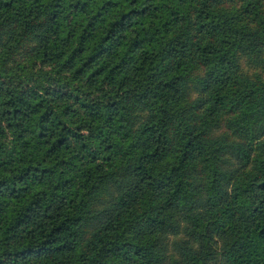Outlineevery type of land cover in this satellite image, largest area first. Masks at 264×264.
<instances>
[{
    "label": "trees",
    "instance_id": "1",
    "mask_svg": "<svg viewBox=\"0 0 264 264\" xmlns=\"http://www.w3.org/2000/svg\"><path fill=\"white\" fill-rule=\"evenodd\" d=\"M0 264H264V0H0Z\"/></svg>",
    "mask_w": 264,
    "mask_h": 264
},
{
    "label": "rangeland",
    "instance_id": "2",
    "mask_svg": "<svg viewBox=\"0 0 264 264\" xmlns=\"http://www.w3.org/2000/svg\"><path fill=\"white\" fill-rule=\"evenodd\" d=\"M25 52L22 50L21 53L19 54V57L15 58L14 60L10 61L12 62H18L21 59H23ZM239 70L242 74L248 75L250 77L255 76L256 74L261 73V69L259 67V60L255 58L254 56H247V55H242L239 59ZM189 96L191 99H193L196 96V91L192 90L189 93ZM221 131L217 132L214 131L216 135L220 134ZM183 237L182 235L178 236H170L167 242V255L170 256H175L178 257V253L176 250H174L172 243L176 240H181Z\"/></svg>",
    "mask_w": 264,
    "mask_h": 264
}]
</instances>
